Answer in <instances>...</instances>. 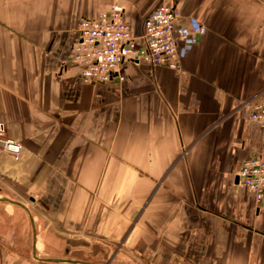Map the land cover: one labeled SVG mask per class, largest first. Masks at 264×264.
Returning <instances> with one entry per match:
<instances>
[{
    "label": "crops",
    "instance_id": "obj_1",
    "mask_svg": "<svg viewBox=\"0 0 264 264\" xmlns=\"http://www.w3.org/2000/svg\"><path fill=\"white\" fill-rule=\"evenodd\" d=\"M164 3L206 28L179 70L84 82L82 19L119 6L140 36ZM263 93L264 0H0V124L24 146L0 148V264H264V206L238 177L264 159ZM85 239L108 259L67 250Z\"/></svg>",
    "mask_w": 264,
    "mask_h": 264
},
{
    "label": "built area",
    "instance_id": "obj_2",
    "mask_svg": "<svg viewBox=\"0 0 264 264\" xmlns=\"http://www.w3.org/2000/svg\"><path fill=\"white\" fill-rule=\"evenodd\" d=\"M123 9L111 6L94 18L78 24V40L73 63L81 68L86 83H107L118 77L124 63L143 62L152 67L179 70L182 44L196 45L206 32L202 26L188 28L178 24L180 12L172 4H161L145 19L143 33L136 36L124 18ZM250 120L257 124L264 144V93L250 101ZM0 148L19 158L24 146L7 136L0 124ZM239 179L259 206H264V159L252 157L244 162Z\"/></svg>",
    "mask_w": 264,
    "mask_h": 264
},
{
    "label": "rangeland",
    "instance_id": "obj_3",
    "mask_svg": "<svg viewBox=\"0 0 264 264\" xmlns=\"http://www.w3.org/2000/svg\"><path fill=\"white\" fill-rule=\"evenodd\" d=\"M80 242L82 244H79ZM80 242L78 243L79 246H77V245L76 246H68L67 245V250L71 249L72 254L78 255L83 259H86V260L94 259V260H98V261H102V262L106 261L111 254V253L109 254V252L107 253V252L103 251V252H100L96 255L95 253L90 252L89 250L86 249V247H87L86 245H88L89 241H87L85 239V240L80 241ZM100 250H101V248H100Z\"/></svg>",
    "mask_w": 264,
    "mask_h": 264
}]
</instances>
